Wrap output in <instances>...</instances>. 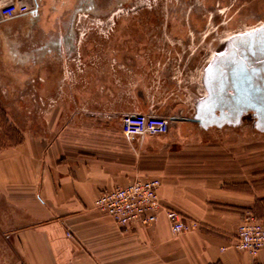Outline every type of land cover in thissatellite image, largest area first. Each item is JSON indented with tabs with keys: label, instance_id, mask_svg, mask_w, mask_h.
Listing matches in <instances>:
<instances>
[{
	"label": "rangeland",
	"instance_id": "obj_1",
	"mask_svg": "<svg viewBox=\"0 0 264 264\" xmlns=\"http://www.w3.org/2000/svg\"><path fill=\"white\" fill-rule=\"evenodd\" d=\"M9 2L0 0V9ZM34 4L29 14L0 15V144L41 133L53 112L121 121L128 112L158 111L184 123L174 119L167 133L146 136H174V147L264 192V112L232 100L241 90L264 108V76L243 75L238 86L228 79L264 66V0ZM75 86L82 91L74 98ZM49 100L61 108H49ZM5 225L0 264H24Z\"/></svg>",
	"mask_w": 264,
	"mask_h": 264
},
{
	"label": "crops",
	"instance_id": "obj_2",
	"mask_svg": "<svg viewBox=\"0 0 264 264\" xmlns=\"http://www.w3.org/2000/svg\"><path fill=\"white\" fill-rule=\"evenodd\" d=\"M25 1L34 7L35 0ZM48 64L50 57L44 76ZM81 91L75 86L74 98ZM45 119L41 133L0 144V221L20 262L264 264V248L253 256L231 245L243 212L264 218V192L250 180L213 171L193 150L174 147V136L130 142L120 120L95 113L63 120L53 112ZM138 176L159 178L162 203L200 228L175 235L160 214L153 226L125 229L96 210L102 192Z\"/></svg>",
	"mask_w": 264,
	"mask_h": 264
},
{
	"label": "built area",
	"instance_id": "obj_3",
	"mask_svg": "<svg viewBox=\"0 0 264 264\" xmlns=\"http://www.w3.org/2000/svg\"><path fill=\"white\" fill-rule=\"evenodd\" d=\"M34 10L25 0H10L2 6L0 15L13 18ZM173 117L156 112H128L121 116V130L128 138L165 134L170 129ZM159 178H135L124 187L102 192L94 202L96 210L107 214L121 228L148 227L155 224L164 214L173 234L190 232L197 228L195 221L185 220L175 209L164 205L159 196ZM232 247L255 256L264 248V218L252 210L243 212L237 226Z\"/></svg>",
	"mask_w": 264,
	"mask_h": 264
},
{
	"label": "water",
	"instance_id": "obj_4",
	"mask_svg": "<svg viewBox=\"0 0 264 264\" xmlns=\"http://www.w3.org/2000/svg\"><path fill=\"white\" fill-rule=\"evenodd\" d=\"M250 65V64H249ZM262 67H254L253 65H252V68H249L250 70L249 71H245V72H243V70H241L240 68L238 69V70H236V72H235V74H237L236 76H234V73L232 74L233 76H234V78H233V76L232 75H230V76H228V79L229 80H233L232 81V83L235 85V86H238L237 85V81L239 80L238 78H240L241 76H243V75H246V76H249L250 78L249 79H252L251 77H253V76H264V66L263 65H261ZM241 70V71H240ZM248 83H250V82H248ZM241 90H238V93L236 94L237 96H233V103H237V107L238 108H248V109H254V110H261V111H263L264 112V108H260V107H257L256 105H252V103L251 102H249V100H247L246 98V95H245V93H244V95H243V93H241L240 92ZM246 97V98H245ZM264 99V98H263ZM263 115H264V113H263Z\"/></svg>",
	"mask_w": 264,
	"mask_h": 264
},
{
	"label": "flooded vegetation",
	"instance_id": "obj_5",
	"mask_svg": "<svg viewBox=\"0 0 264 264\" xmlns=\"http://www.w3.org/2000/svg\"><path fill=\"white\" fill-rule=\"evenodd\" d=\"M111 40V39H110ZM174 119H176V120H181V119H183L181 116H177V117H173Z\"/></svg>",
	"mask_w": 264,
	"mask_h": 264
},
{
	"label": "bare ground",
	"instance_id": "obj_6",
	"mask_svg": "<svg viewBox=\"0 0 264 264\" xmlns=\"http://www.w3.org/2000/svg\"><path fill=\"white\" fill-rule=\"evenodd\" d=\"M139 177V176H138Z\"/></svg>",
	"mask_w": 264,
	"mask_h": 264
}]
</instances>
